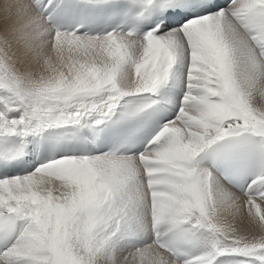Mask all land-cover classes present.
<instances>
[{"label": "snow or ice", "instance_id": "obj_1", "mask_svg": "<svg viewBox=\"0 0 264 264\" xmlns=\"http://www.w3.org/2000/svg\"><path fill=\"white\" fill-rule=\"evenodd\" d=\"M0 264H264V0H0Z\"/></svg>", "mask_w": 264, "mask_h": 264}]
</instances>
